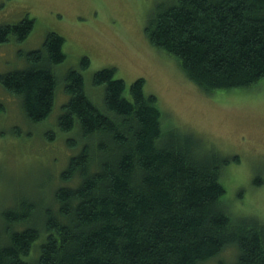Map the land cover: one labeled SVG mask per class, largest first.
I'll list each match as a JSON object with an SVG mask.
<instances>
[{
    "label": "trees",
    "instance_id": "obj_1",
    "mask_svg": "<svg viewBox=\"0 0 264 264\" xmlns=\"http://www.w3.org/2000/svg\"><path fill=\"white\" fill-rule=\"evenodd\" d=\"M34 24L27 17L0 25V45L25 41ZM146 26L150 44L174 57L205 92L250 88L264 79V0H175L160 5ZM44 41L21 52L22 69L0 73V85L21 98L30 123L50 119L59 86L55 67L67 58L62 35L50 32ZM90 64L84 57L81 70ZM93 83L105 87L103 110L86 93L82 72L68 71L69 100L58 128L73 135L68 147L79 149L61 173L68 184L52 193L54 202L24 198L3 212L0 264H264V223L232 218L225 202L221 175L231 160L191 134L163 129L145 80L127 90L115 69L106 68ZM55 134L46 133L48 140ZM36 209L42 210L32 226ZM229 248L235 258L218 261Z\"/></svg>",
    "mask_w": 264,
    "mask_h": 264
},
{
    "label": "rangeland",
    "instance_id": "obj_2",
    "mask_svg": "<svg viewBox=\"0 0 264 264\" xmlns=\"http://www.w3.org/2000/svg\"><path fill=\"white\" fill-rule=\"evenodd\" d=\"M172 1L0 0V25H14L27 17L35 20L28 39L11 38L0 45V73L26 66L21 52L41 48L50 32L65 38L67 54L55 67L59 86L49 120L30 123L21 98L0 85V102L5 107L0 111V232L7 225L4 211L14 209L24 198L47 205L48 200H54L52 193L57 187L68 184L62 182L61 173L79 149L68 147L66 138L73 135H60L58 119L69 100L64 82L73 69L82 72L86 93L102 110L105 87L94 85L96 71L114 68L127 90L136 80H145L146 95L156 96L163 114V129L191 134L203 148L231 160L221 175L231 217H252L264 223V79L250 88L212 93L191 82L177 60L152 46L145 35L151 15ZM84 57L91 64L81 70ZM48 132L56 133L55 140H48ZM236 156L239 162L234 161ZM41 210L31 215L29 225H36ZM38 249L39 240L32 257L38 256ZM235 254L234 248H229L218 261H232Z\"/></svg>",
    "mask_w": 264,
    "mask_h": 264
}]
</instances>
